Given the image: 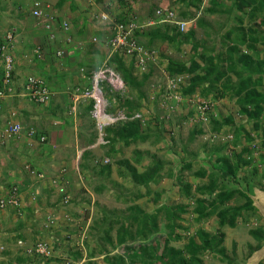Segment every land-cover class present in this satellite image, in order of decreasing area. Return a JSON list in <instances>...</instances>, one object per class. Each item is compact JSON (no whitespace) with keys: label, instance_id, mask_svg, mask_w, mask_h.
I'll return each instance as SVG.
<instances>
[{"label":"rangeland","instance_id":"1","mask_svg":"<svg viewBox=\"0 0 264 264\" xmlns=\"http://www.w3.org/2000/svg\"><path fill=\"white\" fill-rule=\"evenodd\" d=\"M0 1L3 10L0 11V24L8 22L10 26L6 32L2 30L5 32L4 36L8 32L15 31L14 29H16L14 36L17 32L22 33L16 38L18 46L21 48L17 57L28 56L25 59L21 57L22 66L32 72L34 69L44 66L51 73L56 74L54 77L59 82L63 75L70 76L69 78L73 80V83L65 88L64 93L70 98L73 114L69 113L72 116L69 117L73 121L74 126L72 127H75L76 132L73 128L71 131L69 125L66 127V130H69L66 136L69 138V142H78L73 151L69 153L68 158L72 156L76 158L80 153L82 159L78 162L79 168L75 166V171L70 172V180L67 178L61 182L59 180L60 184L58 185L54 184L55 179L51 181L52 185L57 188V192L65 197L62 198V202L59 201V206L53 207L58 212L57 220L54 215H46L43 218L47 230H51L52 233L57 232V235H64L63 240L67 242L65 247L67 246L69 249L66 257L74 260L72 264H132L129 257H124L125 261L122 263L118 261V258L123 256L125 246L140 243L151 244L155 247L156 252L161 253L166 240L168 248L182 251L181 257L186 258L188 264H251L254 254L264 246L262 245L260 249L251 253V246L257 245L251 232L264 229V211L258 206L257 196V191L264 193V138L262 132L254 130L252 125L248 124L247 119L240 115L239 106L230 94L220 95L222 81L214 85L212 90L205 92L207 97L202 96L201 87L193 94L184 96L183 99L179 94L182 82L177 81L181 77H170L166 72V66L169 59L189 63L190 59L197 55V60L202 63V67H206L209 64L208 61L202 62L199 58L206 52L208 56L214 58L215 62L219 61L221 68L226 71L229 66L227 48L229 42L234 41L239 45L237 57L244 52L250 54L254 60L253 67L258 66L256 69L258 72H262L264 77V68L260 67L264 62V24L261 22L264 13L257 12V16H255L251 12L252 8L248 6L243 11L239 10V0H40L39 2L48 6L62 22L66 20L69 29L68 31L62 29L63 32L69 33L72 28L76 31L84 30L82 35L85 38L84 42L82 41L85 44L83 52L86 53L88 49H98L100 53L98 56H94L96 61L93 62L97 65L102 66L106 62L109 63L115 57L116 54L111 53L106 38L112 34V29L109 26L110 21L118 22L121 17L125 20L131 17L130 20L137 22L139 27L134 36L139 33V36H135L137 41L147 49L149 48V52H154L153 59L149 61L146 68L148 72L150 67L151 75L141 89L143 97L138 98V90L135 91L128 86L126 95L121 98H112L108 93L109 106L106 112L114 121H110L100 132L99 123L88 110L90 103L84 100L74 102V95L79 94L82 89L81 86H76L77 79L83 77L86 79L85 71L91 69L89 67V69L79 68V64L74 65L78 69L76 73V70L73 71V67L72 70L65 69L66 65H62L64 59L60 58V60L57 57L54 60L51 59L52 55L45 56L44 64L38 61L30 63L33 61L30 59L33 58L32 47L38 45L37 37H45L44 34H34L33 23L29 16L31 5L35 0ZM59 2L63 4L57 6ZM160 8L173 10L178 20H186L190 23L185 32H180L183 35L178 36L177 42L157 40L153 42V45H150V38L145 33L151 34L154 30L164 31L166 27L169 28L168 32L171 35H175L178 31L174 25L169 23L154 25L155 21L159 19L156 11ZM183 14L188 15L184 17ZM104 15L108 22L104 21ZM130 20L127 19L126 23ZM250 30H253L252 34ZM190 31L195 32L194 39L185 42L184 35ZM98 32L102 37L96 36L91 39ZM242 33L246 35L245 44L238 41L243 35ZM249 34L253 35L256 40L248 41ZM90 35L91 37H89ZM102 41H105L106 47L104 48L99 46ZM74 42L78 44L81 40L80 42L74 40ZM192 44H197L198 49L194 50ZM120 58L124 60L128 68L132 61L128 57L121 56ZM134 65L136 64L134 63ZM237 71L242 72V67H238ZM143 73L144 71L135 66V76L141 79ZM229 77L236 80L238 76L229 73ZM256 77V75L253 76V80ZM175 79L176 85H173ZM50 82L48 85L52 89L54 85H51ZM261 87H264V81ZM56 88L59 87L56 86ZM18 93L21 91L19 90ZM25 99L27 105L32 106V110L46 106L45 104L37 105L29 98H23V100ZM127 100L138 102L139 110L131 113L139 115V118L135 119L141 120L142 130L147 134L146 139H137L130 145H126L124 141L112 144L106 139L111 137L112 133L109 134L106 130L118 128L124 124L123 121L115 120V113L121 109L120 104ZM57 104L62 105L59 102ZM20 106L24 107L25 103ZM20 106L17 104L16 108L21 110ZM200 107L205 110H201ZM48 109H50L49 106ZM22 110L25 111L26 108ZM123 112L129 113L128 110ZM229 115L234 118L236 124L244 126L238 139H236L233 127H224L219 133L212 129L211 122H222ZM63 123L64 126L68 125V121L60 118L59 126L62 127ZM24 127L31 129L32 125L27 122ZM58 129L60 130V128ZM201 130L202 132H200ZM39 134L40 132H38ZM98 143L99 145H97ZM220 157L230 159L236 172L234 175L220 178L218 186L223 185L231 190L238 189L252 199L255 207L253 211H241V214L236 216L235 227H231L229 224L221 225L216 214L198 220L194 213L196 198H204L198 193V188L209 183L207 177L209 174L219 175L221 172L219 171L221 166L216 167ZM126 160L140 173L149 171L155 164H161L162 169L156 181L137 185L130 175L128 166L122 163ZM243 160L247 161V164L236 168L237 164ZM188 162L192 164L190 169L184 167ZM108 168L110 172H108ZM201 171L207 172V176H198ZM36 178L38 179V177ZM183 184L190 185V196L182 194ZM218 192L219 190L216 191V193ZM205 198L211 200L208 195ZM246 200L245 197L237 193L224 207H229L230 214H233V208L243 205ZM163 204L166 206L183 205L187 208V211L181 213L180 218L176 221V233L171 232L167 226L168 221L165 219L164 213L158 212ZM135 208H140V212L147 215L156 216L158 229L148 233L145 239L139 238L138 224L133 223L130 218V215L132 217V214L138 213ZM30 215L29 213L13 212L10 216L12 218L9 221V226L6 224L5 227H0V264H33L35 261L32 256L34 255L29 254L25 248H31L32 245L35 246L40 242L52 246L50 242L40 237L41 235L34 234V229L28 228L35 221V219H31L33 216L30 217ZM127 217L129 220H126L125 225L130 226L131 224L132 227L129 230L132 232V238L126 239L127 241L121 244L118 241V232ZM141 217L142 214L138 216V218ZM36 224L41 225L42 220L41 223L36 221ZM149 225L147 221L146 227L142 228L141 226L140 230L150 229ZM200 231L209 234V239L214 240L216 244L223 236V243L217 244L216 251L203 250L196 255L198 260H190L186 246L191 238L199 243L198 232ZM23 232L26 233V236H35L34 242L28 244ZM107 232H110V235ZM108 237L111 241H108ZM19 238L22 239L23 245L18 244ZM54 240V243L59 242L56 238ZM152 246L147 249L148 257L152 255ZM77 255L78 259L74 257ZM50 260L54 264L70 262V260L64 259L61 262L59 258L58 261ZM51 261H47L46 264H50ZM133 261L137 264L140 262L138 259ZM256 264H264V256Z\"/></svg>","mask_w":264,"mask_h":264},{"label":"trees","instance_id":"2","mask_svg":"<svg viewBox=\"0 0 264 264\" xmlns=\"http://www.w3.org/2000/svg\"><path fill=\"white\" fill-rule=\"evenodd\" d=\"M63 1V0H60ZM186 1V0H182ZM63 3L59 2L57 6H61ZM239 10L243 11L245 7H250L252 8L251 12L257 16V12H263L264 13V0H239ZM55 14V13H54ZM188 14H183L184 17H186ZM57 17V15L55 14ZM60 19V18H59ZM57 17V21L59 20ZM60 21V20H59ZM119 23H126V20L123 19L122 17L119 18L118 20ZM264 24V16L261 21ZM58 25V24H57ZM169 28L166 27L164 31L161 30H154L151 34H146L150 38L149 44L153 45L154 41L157 40H162V41H168L170 43H175L178 41V36H181L179 31L176 32L175 35H171L168 32ZM250 33H253V30H250ZM243 34V33H242ZM250 35V34H249ZM248 35V41H255V37L253 35ZM135 36H139V33L135 34ZM195 32L190 31L187 35H184L185 42H190V40L194 39ZM71 36L67 35L65 37V40L67 42V39L70 38ZM246 35L243 34L241 38L238 40L240 43L245 44ZM3 39V38H2ZM228 39V37H227ZM182 42L180 41V44ZM192 43V42H191ZM233 45L229 46L227 48V57H228V62L229 66L226 71H224L221 66L219 61H214V58L208 56L205 53L201 54L199 58L201 59L202 62L205 60L208 61V65L206 67H202V63L197 60V55H194L191 59L190 62H182L179 60H174V59H169L167 60V66H166V72L169 74L170 77H177L180 76L183 78L182 85H181V94L182 97L188 96L193 94L195 91L198 90V88L202 87V96L207 97L205 95V92L212 90L214 85L222 83V90L220 92L221 96H225L230 94L235 101V103L239 106V113L242 115V117H245L247 121L249 122V125H252V128L256 130L257 132H262V136L264 138V87H261L263 85L264 77L262 72H258L256 68L253 67L254 60L250 54H247L246 52L242 53L240 56L237 57V53H239V48L236 42H232ZM248 46V45H247ZM199 46L197 44H192V48L194 50H197ZM249 48H252V46H249ZM90 49L87 50V53H90ZM60 51H54V55L57 59V57L62 58L64 56V53L62 52L61 54H58ZM51 59H55L53 56ZM110 65L114 68V70L120 75L122 80L127 84V86L130 89H133L135 91L138 90V98H142L143 94L141 92L142 87L145 85V81L149 78L151 75L150 67L148 72L143 73V77L139 79V77L134 75V69L135 66L134 63L136 64L135 60H132L130 66L128 68L126 67V63L120 56L117 54L115 57H113L109 61ZM238 67H242L243 71L238 72L237 69ZM260 67L264 68V62L260 65ZM83 68V67H82ZM85 68V67H84ZM87 70V69H86ZM91 73V70L85 71L86 76ZM229 73H234L237 75L236 80H232L229 77ZM14 73L12 72V78H13ZM257 76L256 79L253 80V76ZM33 77H38L41 79H45L40 76H35L32 75ZM4 77L5 74L3 72V68L0 67V90H4ZM88 77V76H87ZM188 77V78H187ZM190 77V78H189ZM187 78V79H186ZM189 79V80H188ZM87 80V78H86ZM46 85L47 81L46 79L44 80ZM88 81V80H87ZM86 81V82H87ZM8 86V85H7ZM89 86V84L87 85ZM9 89L11 91L5 90V93L8 94L9 96H13V92L15 85L14 82L9 84ZM17 89V88H16ZM21 92L25 93L26 89L25 87L19 89ZM204 92V93H203ZM19 93L17 92L16 95ZM15 97V96H14ZM29 98V97H26ZM52 96L50 97V99ZM121 98V97H120ZM30 99V98H29ZM5 100H0V112L3 111L5 107ZM31 100V99H30ZM119 101H121L119 99ZM33 102V100H31ZM35 104L41 105L42 103L36 102ZM89 109H92V102L90 103ZM121 110H128L129 115H127V120L123 121L124 124H121L118 128H108L106 131L111 134V137H107L108 141L112 144H115L117 142L124 141L126 145H130L132 141H136L137 139L140 140H145L146 139V132L142 130V125H141V120L139 119H132L129 120L133 117L134 113L136 110H139L138 102L136 101H124L122 104H120ZM134 111V112H133ZM132 112V113H131ZM12 123V122H9ZM8 123V124H9ZM16 123V122H14ZM12 123V124H14ZM213 124L212 129L215 132H221L224 127H233L234 132H236V139L240 138L243 125L241 124H236L234 122V118L232 116H228L225 118L222 122H211ZM20 124V123H18ZM7 125V124H6ZM5 125V126H6ZM21 125V124H20ZM4 126V127H5ZM22 126V125H21ZM3 127V128H4ZM27 129V128H26ZM34 128L28 129V135L33 132L30 136L34 137L35 135L38 134L36 130H33ZM3 131L2 128H0V134ZM24 131V127H22L21 134ZM202 132V130L200 131ZM20 134V135H21ZM18 137V136H17ZM249 137V135H248ZM247 137V139H249ZM16 138V137H12ZM42 138L44 136H40V141L42 142ZM242 156V154H239ZM218 165L221 166L220 174L219 175H212L209 174L207 176V172H199L198 176L205 177L207 176L209 179V183L207 185H203L202 187L198 188V193L204 196V198H196L195 203L196 206L194 208V213L197 215V219H204L209 217L212 214H216L219 218V222L221 225L224 224H229L231 227L236 226V216L241 214V211L243 210H255V207L253 206V201L252 199L247 196L245 193L239 191L238 189H229L226 186H218V181L220 178H226L229 175H234L236 172V169L233 168L235 166L231 165L230 159L227 157H220L218 158ZM220 162V163H219ZM124 165L128 166L130 170V175L135 181L137 185L139 184H148L150 182H154L157 180V176L160 173L162 169L161 164H155L150 170L145 171L143 173L138 172L136 168H134L128 160L122 162ZM247 164V161L243 160L241 163L237 164L236 168L243 167L244 165ZM191 162H188L185 164V168L190 169L191 168ZM27 170L30 172H33V166L27 165ZM108 172H110V169L108 168ZM184 188H182V194L184 196H190V190L191 187L188 184H183ZM16 188L15 193L19 195L21 191V186L17 184H13L11 188L8 189L7 193L3 195L0 200L5 199L8 200L12 194V189ZM219 190L218 193L216 191ZM241 194L243 197H245L247 200L246 202L237 207L233 208V214H230L229 207H224L226 203H228L235 194ZM210 196L211 200L208 198H205V196ZM222 207V208H221ZM6 209H12L13 212H17L18 214H21L22 208L21 207H11L10 205H7ZM135 211L138 212L136 214H132V217L130 215V218L132 219L133 223L138 224L139 230L138 236L140 239H145L146 235L152 231H156L158 229V224L156 223V216H150L147 215L144 212H140V208H135ZM187 211V208L183 205L179 206H166L163 204L160 206L158 209V212H162L165 215V219L168 221V227L170 228L171 232L176 233V221L180 218L181 213H185ZM142 214V219L138 218V216ZM229 218V220H228ZM129 220L127 217L125 219V222L121 225L120 230L118 232V241L123 244L126 239L132 238V232L129 230L132 226L125 225V223ZM140 221V222H139ZM150 224L149 226L151 227L150 229H147L146 231L144 229L140 230V227L142 228L146 227V222ZM132 223V225H133ZM112 231L111 229H109ZM108 230V231H109ZM252 237L257 241V245L255 247L251 246V253L254 251L258 250L261 248L264 242V229L263 230H254L251 232ZM108 235H110V232H107ZM198 237H199V243L191 238L189 239V242L186 246L187 252L190 255V260H198L196 255L203 251V250H209L211 252L216 251V246L221 245L223 243L224 237L222 236L219 240V242L216 244L214 240L209 239V234L205 232H198ZM21 238V237H20ZM18 240L22 241V239ZM136 239V238H135ZM108 241H111V239L108 237ZM125 246V245H124ZM152 246L151 244H135L132 246H125L124 253L122 257L118 258L119 263L124 262V257H129L131 260L132 264H137L132 260H140L139 264H188V261L186 258L181 257L182 251L177 250L175 248H168V241L166 240L164 249L161 253L156 252L155 247L152 248V255L151 257H148V252L147 249L148 247L150 248ZM52 247L55 250V247L52 245ZM35 259V262L33 264H42L43 260H41L39 257L32 256ZM55 257V252H53V255L50 259H54ZM76 259H78L77 256ZM48 259L47 261H51ZM58 261L57 259H54ZM61 260V259H60ZM29 261V260H26ZM44 264H46V262ZM62 262V260H61Z\"/></svg>","mask_w":264,"mask_h":264},{"label":"crops","instance_id":"3","mask_svg":"<svg viewBox=\"0 0 264 264\" xmlns=\"http://www.w3.org/2000/svg\"><path fill=\"white\" fill-rule=\"evenodd\" d=\"M5 1V0H4ZM36 1L40 0H35ZM1 2V1H0ZM34 3L31 5L30 8V18L33 23V29L34 34H44L45 37H37V46L32 47V55L33 61L30 63L40 62L41 64H44V58L45 56L52 55L54 58V51H62L64 53V56L61 58L64 59V62L62 65H66L65 69L77 70L74 65L79 64L80 67L90 68L91 71L98 69L101 67V65H97L93 62H95L94 56H98L100 53L98 49L90 51V53H84L83 49L85 44L84 42L85 38L82 36L84 34V30L82 31H76L72 30L69 33H65L62 30V22L61 19L56 22L53 29V32L48 31L45 28L46 22L41 19H36L32 15V10ZM0 11L2 12V8L0 5ZM155 21V20H154ZM21 23L23 21L21 20ZM58 24V25H57ZM159 23H155L154 25H158ZM10 28L8 25V22H2L0 24V40L3 38L5 32ZM13 29V28H12ZM11 29V30H12ZM5 32H3V31ZM14 34L16 33V29H14ZM13 31V30H12ZM63 32V33H62ZM54 33V38H52L51 34ZM62 33V34H60ZM145 33V32H144ZM22 33L17 32V34L14 36V40H16L19 35ZM69 35L70 41L66 42L65 37ZM96 36H101V33L99 32L96 35H91V39ZM110 36L106 38L108 40ZM42 38V39H41ZM99 38V37H98ZM90 39V40H91ZM74 40H77L78 42H81L77 44V42H74ZM99 42V41H98ZM97 42V43H98ZM105 42V41H104ZM103 41L100 42L102 44H99V46L106 47L105 43ZM17 43V44H16ZM229 46H232L233 43L229 42ZM79 45V46H78ZM42 46V47H41ZM45 46V47H44ZM228 46V47H229ZM40 48V54H38L36 51ZM42 49H45L44 51ZM21 48L18 46L17 40L13 42L12 47V54L15 57L14 61V75H13V82L15 87L12 95L7 96L5 100V107L2 112H0V128L3 129V127L8 124L9 122H16L20 123L23 127L25 123L29 122L32 125V128L34 126V129L37 132H40V134L35 135L34 137H31L28 135V129L24 127V131L21 135H19L16 138H3L2 132L0 134V198L7 193L8 189L11 188L13 184H17L21 186V193L20 199L22 204V213L23 214H31V219H35L32 225L28 224V228L34 229V234L41 235L43 239H46V241L50 242V244H54L55 247V257L54 259H61L63 260L66 257V253L69 251L67 246L66 240H63L65 237L61 234L57 235V232H51V230H47L45 227L44 217L46 215H54L55 219L57 220L58 212L53 208L56 206H59V201L62 202V196L57 192V188L52 185V180L55 178H59L60 182L63 180L69 179L70 180V172L75 171V166L79 168V160L82 159V156L80 153L77 154L76 158L73 156L71 158L69 157V153L73 151L75 148V143L69 142V138H67L66 134L69 132V130H66V127L69 126V129L71 131L74 129L76 132L75 127L73 125V121L71 119V115L69 113L71 112L72 106L70 107V98L64 93L66 90L65 88L71 83H73V80L69 77L62 76V80L59 82L56 77L50 72L49 69L44 68V66L38 67L34 69L32 72L31 70H27L22 64L20 63L21 57L24 59L28 56L22 55L21 57H17L20 54ZM84 57H83V54ZM18 54V55H17ZM86 54V57H85ZM60 59V58H59ZM60 59V60H61ZM83 59V60H82ZM55 60V59H54ZM28 61V60H27ZM22 66V67H21ZM34 66V65H33ZM34 68V67H33ZM88 68V69H89ZM40 76L46 79L47 83H49L51 80L53 82H50L51 85L53 84L54 87L51 89L53 92V96L48 104L46 106H41L38 109H33L31 105H27L26 99L23 100L24 93L21 92L18 95L16 93L19 91V89L23 88L26 80L29 76ZM44 79V80H45ZM81 79V81H79ZM76 81V86L79 85L81 87H86L89 82L83 78H79ZM87 81V82H86ZM81 83V84H80ZM58 86L59 88H56ZM15 96V97H14ZM183 98V97H181ZM184 99V98H183ZM23 100V101H22ZM62 103V105H58L57 103ZM24 107H21L20 105L24 104ZM17 104L22 109L26 110H19L17 109ZM48 106L50 109H48ZM30 109V110H27ZM70 109V110H69ZM72 109V110H71ZM75 109V108H74ZM82 110L81 108H79ZM71 116V117H69ZM60 118H64L66 121H68V125L60 127ZM70 119V120H69ZM60 128V130L58 129ZM73 128V129H72ZM40 136H44L46 139L45 141H40ZM58 138V140H56ZM79 139V137H78ZM99 145V143L97 144ZM79 150V149H78ZM60 151V152H58ZM27 165H32L34 171L37 172H43L45 174V177L39 178L37 174L30 175V172L27 170ZM75 168V169H74ZM77 168V169H78ZM63 169H65V172H62ZM66 173V174H65ZM68 173V174H67ZM67 175V176H66ZM38 177V179L36 178ZM258 202H261V199H258ZM54 205V206H53ZM78 207V206H76ZM60 209V208H58ZM7 210V211H6ZM13 214L12 209H5L1 213V219H0V227H5L7 224L9 226L10 220L12 217H10ZM44 215V216H43ZM42 224L38 225L37 223ZM25 226V225H24ZM23 229V226L21 227ZM23 236L29 241H27L28 244H31L35 240V236L32 237L26 236V233L23 232ZM22 236V237H23ZM51 238V239H50ZM59 242L56 241L55 239ZM59 238V239H58ZM64 244V246H63ZM264 245V244H263ZM18 247V246H17ZM264 248V246H263ZM35 261V259L33 260ZM50 264H54V262H50Z\"/></svg>","mask_w":264,"mask_h":264},{"label":"built area","instance_id":"4","mask_svg":"<svg viewBox=\"0 0 264 264\" xmlns=\"http://www.w3.org/2000/svg\"><path fill=\"white\" fill-rule=\"evenodd\" d=\"M157 14L162 17V21L174 23L179 27L181 31H185L188 27V23L176 21V15L174 11L170 9H158ZM32 15L36 19H41L46 22L45 28L53 32L56 16L50 10V8L39 1H36L33 6ZM104 21L108 22L107 17L103 16ZM135 20H130L127 23L111 22L109 23L110 28L112 29V34L106 40L108 47L111 49L112 54H118L120 57H128L130 61L135 60L136 66L147 72L146 68L148 67L149 61L152 58L154 52H149L145 46L141 45L136 37L134 36L135 31L138 29V25ZM108 26V27H109ZM62 29L68 31L69 26L67 22L62 23ZM54 38V33L51 34ZM70 41V38L67 39V42ZM14 42V31L8 32L3 39L0 40V67L3 68L5 74L4 77V90H0V100H4L9 96L5 93V90L11 91L9 89V84L12 83V72L14 71V61L15 57L13 56L11 50ZM40 54V48L36 51ZM60 51L58 54H61ZM90 86L86 89L80 91L78 95L75 96L77 100L84 99L93 102V109L91 111L94 118H96L99 129L101 130L103 126L108 125L111 119V116L106 112L109 106V100L107 99V94L114 96L123 97L127 92V85L122 80L120 75L114 70V68L108 63H104L97 71L92 73V76L89 78ZM173 80V85L175 84ZM177 81L182 82V78H178ZM8 85V86H7ZM176 85V84H175ZM26 92L24 97H29L34 102H40L42 104L48 103L52 92L46 85L45 81L38 77L29 76L24 85ZM207 108V106H204ZM1 109V107H0ZM205 110V108H201ZM203 110V111H204ZM134 118H139V115H135ZM127 119V116L124 112H118L115 120H124ZM22 126L18 123H9L7 124L2 131L3 138H12L17 137L21 134ZM32 133H30L31 135ZM44 140V138H42ZM34 172H32L33 174ZM42 177V175H39ZM11 197L8 200H0V213L6 209L7 205L11 207H21L20 195L15 193L16 188L12 189ZM19 245H23L22 241L18 242ZM26 249V248H25ZM26 251L39 257L43 262L50 259L53 255V247L48 243L40 242L31 248H27ZM66 264H71L66 262Z\"/></svg>","mask_w":264,"mask_h":264},{"label":"clouds","instance_id":"5","mask_svg":"<svg viewBox=\"0 0 264 264\" xmlns=\"http://www.w3.org/2000/svg\"><path fill=\"white\" fill-rule=\"evenodd\" d=\"M160 9H161V8H160ZM172 11H173V10H172ZM156 15H157V17H158L159 19H158V21H155V23H167V24L169 23V24L174 25V27H175L179 32H185V31H181V30L179 29V27H178L177 25H175L174 23H170V22H164V21H162V17H160V16L157 14V11H156ZM130 18H131V17H129V18H127V19L130 20ZM127 19H126V20H127ZM175 20H176V21H179V22H186V23H188V24L190 23V22H188V21H186V20H178L177 17H176ZM99 68H100V67H99ZM99 68H98V69H99ZM98 69L92 70L91 73H90L89 75H87V76H88V77H87V80H88V82H89V86H90L89 78L92 76V73L95 72V71H97ZM181 78H182V77H181ZM26 81H27V80H26ZM182 81H183V78H182ZM48 84H49V83H47V86H48V88L50 89V87H49ZM87 87H88V86H86V87H82V89H80V91L86 89ZM50 91H51V89H50ZM80 91H79V93H80ZM51 92H52V91H51ZM76 95H78V94H76ZM76 95H74V102H77V101L80 102V100H84V99H79V100H77V98H75ZM52 96H53V92H52ZM111 96H112V98H118V97H120V96H114V95H112V94H111ZM181 97H182V96H181ZM107 99H108V97H107ZM110 99H111V98H110ZM50 100H51V99H50ZM50 100H49V102H50ZM108 100H109V99H108ZM84 101H87V102H89V103L92 102V101H89V100H87V99L84 100ZM49 102H48V103H49ZM48 103H45V105L48 104ZM74 104H75V103H74ZM74 106H75V105H74ZM92 109H93V102H92ZM92 109L90 110V115L94 118V116H93L92 113H91ZM123 111H124V110H121V109L117 110V112L115 113V117H117V113H118V112H123ZM124 113H125L126 116L129 115V113H127V112H124ZM134 116H135V114H134L133 117H132L131 119H129V120H132V119L134 118ZM127 118H128V117H127ZM94 119L96 120V118H94ZM134 119H135V118H134ZM126 120H127V119H124V120H118V121H126ZM96 122H97V120H96ZM97 123H98V122H97ZM104 127H105V126H103V128H102L101 130L99 129V131H100V132L103 131V130H104ZM98 128H99V127H98ZM31 133H33V132H31ZM29 135H30V134H29ZM45 139H46V138L44 137V140H42V142L45 141ZM65 171H66V170L63 169L62 172H65ZM33 172H34L33 174H37L38 176H39V175H42V177L39 176V178H41V179L45 177V174H44L43 172H37V171H34V170H33ZM31 173H32V172H31ZM54 184H57V185L60 184V183H59V178H55V180H54ZM64 197H65V196H62V198H64ZM33 246H34V245H32L31 247H33ZM25 250H26V249H25ZM53 250H54V248H53ZM64 260H70V259H69V258H64ZM73 261H74V260L71 259V260H70V263L72 264ZM64 264H66V263H64Z\"/></svg>","mask_w":264,"mask_h":264},{"label":"bare ground","instance_id":"6","mask_svg":"<svg viewBox=\"0 0 264 264\" xmlns=\"http://www.w3.org/2000/svg\"><path fill=\"white\" fill-rule=\"evenodd\" d=\"M258 199H261V202H258V206L264 211V193L261 191H257ZM264 256V249L262 251H259L258 253H255L252 257L251 264H256L261 257Z\"/></svg>","mask_w":264,"mask_h":264},{"label":"water","instance_id":"7","mask_svg":"<svg viewBox=\"0 0 264 264\" xmlns=\"http://www.w3.org/2000/svg\"><path fill=\"white\" fill-rule=\"evenodd\" d=\"M264 248H262L260 251H262Z\"/></svg>","mask_w":264,"mask_h":264}]
</instances>
